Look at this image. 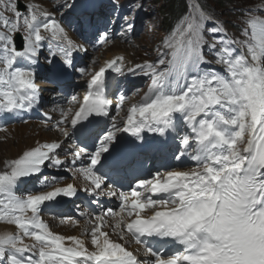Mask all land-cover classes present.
Masks as SVG:
<instances>
[{
  "label": "snow or ice",
  "instance_id": "snow-or-ice-1",
  "mask_svg": "<svg viewBox=\"0 0 264 264\" xmlns=\"http://www.w3.org/2000/svg\"><path fill=\"white\" fill-rule=\"evenodd\" d=\"M74 2L65 0L58 7L71 8ZM113 7H119L116 0ZM234 10L242 17L236 25L239 37L229 36L214 10L195 0L162 37L155 61L126 66L117 55L98 69H78L89 77L86 91L82 99L71 97L78 107L61 108L52 126L65 140L75 136L80 143L62 160L61 141L37 142L0 170V223L15 228L0 231V264H264V16L252 15L264 13V3ZM124 21L131 30L129 18ZM106 41L107 32L98 34L99 43ZM45 43L53 72L72 68L75 50L87 51L40 4L0 0V119L39 103L36 66ZM108 70L141 75L149 83L126 116L112 117L105 131L92 122L109 115ZM127 98L122 90L114 105L118 114ZM121 132L144 142L133 141L118 152L114 142ZM145 132L168 138L156 147L166 145L167 159L177 166L165 164L127 191L109 188V180L119 183L117 177L152 147ZM85 159L87 164L73 172L74 179L78 173L87 182L83 188L56 186L62 178L54 176L44 177L39 190L18 191L25 178L41 176L45 167ZM80 191L97 207H102L99 198L114 197L118 210L108 207L94 214L86 222L91 227L80 235L53 231L41 216L45 206ZM66 221L79 224L74 217L60 220ZM132 242L143 252L130 250Z\"/></svg>",
  "mask_w": 264,
  "mask_h": 264
},
{
  "label": "rangeland",
  "instance_id": "rangeland-1",
  "mask_svg": "<svg viewBox=\"0 0 264 264\" xmlns=\"http://www.w3.org/2000/svg\"><path fill=\"white\" fill-rule=\"evenodd\" d=\"M154 5L155 12L152 16H155L154 24L150 25L149 30L140 38L142 39V44H133L132 48L125 49L128 51L125 54L127 60L141 61L143 60L147 54L152 55V59H157L158 52L161 50L162 45L160 37L164 32L162 29L166 27V20L161 16L162 12H169L170 6L166 5L165 0H150ZM208 4L211 8H214V13L218 16V18L225 20L226 25L230 27L233 19H235L234 14L238 6H246L250 4H254L259 0H207ZM165 10V11H162ZM158 11V15H157ZM239 20V19H237ZM157 25V26H155ZM117 42V41H115ZM119 42V41H118ZM123 44V43H122ZM124 47L128 45L123 44ZM140 45V46H139ZM108 48V47H107ZM107 50H110L109 48ZM105 50L103 53H106ZM103 53H99V56L103 55ZM105 60V58L103 59ZM101 60V62H103ZM34 124V123H33ZM23 125V124H21ZM20 125V126H21ZM25 125V124H24ZM39 125V124H38ZM40 128V127H39ZM0 170H3L4 163L7 160L15 159L23 151L34 147L37 142H50L53 140H62L63 137L59 134V132L54 130H47L43 127V131H28L23 133L20 130V127H9L7 134L0 135ZM4 136V137H3ZM6 137V138H5ZM6 139V140H5ZM65 224L60 222H52L51 229L55 232L61 231L64 229Z\"/></svg>",
  "mask_w": 264,
  "mask_h": 264
},
{
  "label": "bare ground",
  "instance_id": "bare-ground-1",
  "mask_svg": "<svg viewBox=\"0 0 264 264\" xmlns=\"http://www.w3.org/2000/svg\"><path fill=\"white\" fill-rule=\"evenodd\" d=\"M108 48L110 50H107L106 53H103V55H101V57L104 58H107V59H112L114 56L120 54V53H125V54H128L126 52L128 51H125V49H128V46L127 47H124V45L121 43V42H114L112 45H109ZM130 48V47H129ZM129 61L126 59V62ZM103 62H106V59L103 60ZM20 127V130L25 133V132H28V131H43V127H45L44 125H38V123H27V124H23V125H15V127ZM40 127V128H39ZM40 143H43V142H40ZM36 146V145H34ZM80 224H77V225H74L72 222H69L68 224L65 223V226H64V229L61 230V231H58L57 233H61L62 231H65L66 235H73L75 232L78 231V228ZM15 231V228L11 225H5V224H0V231ZM78 234V233H77Z\"/></svg>",
  "mask_w": 264,
  "mask_h": 264
},
{
  "label": "trees",
  "instance_id": "trees-1",
  "mask_svg": "<svg viewBox=\"0 0 264 264\" xmlns=\"http://www.w3.org/2000/svg\"><path fill=\"white\" fill-rule=\"evenodd\" d=\"M165 2L167 6H170V10L162 12V15L167 22L166 26H171L173 20L185 9V4L184 0H165Z\"/></svg>",
  "mask_w": 264,
  "mask_h": 264
}]
</instances>
